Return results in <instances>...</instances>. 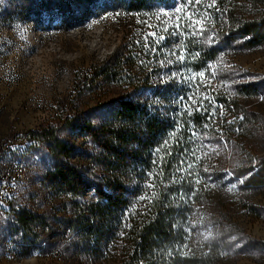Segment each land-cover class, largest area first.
<instances>
[{
    "label": "rangeland",
    "instance_id": "obj_1",
    "mask_svg": "<svg viewBox=\"0 0 264 264\" xmlns=\"http://www.w3.org/2000/svg\"><path fill=\"white\" fill-rule=\"evenodd\" d=\"M2 3L0 0V264H121V255L126 261L122 264H141L145 257L154 256L152 249L163 251L165 246L163 259L169 256L168 262L173 264L180 263L184 253L193 254L201 247L219 250L223 262L212 264H264V247L250 243L251 239L264 240V184L245 186L230 171L233 165L248 164L245 160L253 164L264 157V122L258 120L241 136L236 133V139L228 140L220 132L222 127L215 125L216 130L205 135H187L179 148L174 133L164 134L131 209L139 214L155 213L181 203L186 218L176 208L172 213L178 220L165 236L125 228L115 247L100 259L73 252L68 231L52 224L58 199L42 183L51 156L45 144L29 138V132L57 124L62 128L61 138L74 140L77 149H91L88 137L75 140L71 120L65 117L97 120L101 111H88L90 108L128 91L114 83L89 84L92 66L122 41L141 38L150 42L153 38L155 47H144L149 53L147 66L141 68L152 72L168 69L167 54L153 53L167 43L173 47L172 54L183 52L168 35L184 29L190 13L177 7L149 13L91 8L77 14L65 0L9 12ZM144 50L142 46L138 52L142 59ZM157 62L164 64L157 66ZM199 81L206 92L219 89L264 117V44L220 55L208 73H200ZM240 84L246 88H236ZM219 115L229 123L234 118L225 109ZM12 207L45 213L53 229L40 247H23L14 238L8 223Z\"/></svg>",
    "mask_w": 264,
    "mask_h": 264
},
{
    "label": "trees",
    "instance_id": "obj_2",
    "mask_svg": "<svg viewBox=\"0 0 264 264\" xmlns=\"http://www.w3.org/2000/svg\"><path fill=\"white\" fill-rule=\"evenodd\" d=\"M49 1L2 0V5L12 12L17 8L31 10L47 5ZM65 2L77 14L91 8L102 12L149 13L159 8L177 7H182L184 14L190 13L184 29L168 35L183 52L175 51L173 55V47L167 43L162 50L157 48L153 53L167 54L164 61L168 69L152 72L141 68L142 65L147 66L148 60L149 51L144 47L151 48L152 44L155 47L153 38L150 42L141 38L122 41L107 58L92 66L88 74L89 84L114 83L124 85L128 91L90 108L88 111H101L102 115L97 120L65 117V120H71L75 140L88 137L91 149H77L74 140L61 138L62 128L57 124L29 132V138L45 144L51 156L50 164L43 171L42 183L58 199L53 209L55 223L52 224H56V229L68 231V245L73 252L95 260L115 247L120 231L125 228H133L134 231L145 229L149 234L165 236L174 229V220H178L172 213L176 208L180 215L182 213V218H186L181 203L178 205L181 209L172 203L155 213L147 210L139 214L131 209L140 193L154 149L164 134L174 133L179 148L180 140L187 135H205L216 130L215 125L222 127L220 132L230 140L232 136L236 139V133L241 136L254 120L264 122L263 116L244 108L235 96H227L219 89L215 93L206 92L201 86L203 82L199 81L200 73H208L220 55L264 44V0ZM142 46L143 59L138 53ZM163 64L157 62L156 65ZM238 87L240 90L246 88L244 84ZM221 109L232 113L231 123L219 115ZM218 117L220 120L216 119ZM75 157L79 160L74 161L72 158ZM245 161L248 164L231 167L232 176L240 178L245 186L264 184V157L253 164L250 160ZM48 220L45 213L31 208L12 207L8 212L12 234L23 243V247L25 244L29 248L40 247L47 233L53 229ZM177 227L180 230L179 225ZM250 243L264 247V240L251 239ZM166 250L167 246L163 251L160 247L152 249L154 256L145 257L141 264H167L169 256L163 259ZM24 252L26 254L28 250L24 249ZM120 260L121 264L126 262L123 255ZM220 261L223 262L219 250L201 247L193 254L184 253L178 261L180 263L176 264Z\"/></svg>",
    "mask_w": 264,
    "mask_h": 264
},
{
    "label": "snow or ice",
    "instance_id": "obj_3",
    "mask_svg": "<svg viewBox=\"0 0 264 264\" xmlns=\"http://www.w3.org/2000/svg\"><path fill=\"white\" fill-rule=\"evenodd\" d=\"M233 187H235V186H233Z\"/></svg>",
    "mask_w": 264,
    "mask_h": 264
}]
</instances>
